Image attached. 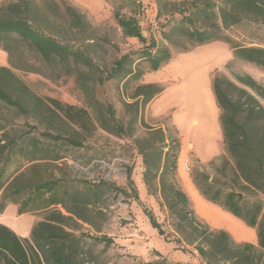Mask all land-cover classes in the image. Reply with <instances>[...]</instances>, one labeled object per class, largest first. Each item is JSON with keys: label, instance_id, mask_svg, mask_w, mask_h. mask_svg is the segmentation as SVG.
<instances>
[{"label": "trees", "instance_id": "16d2710c", "mask_svg": "<svg viewBox=\"0 0 264 264\" xmlns=\"http://www.w3.org/2000/svg\"><path fill=\"white\" fill-rule=\"evenodd\" d=\"M193 7L207 18L214 17V21L205 26L176 25L173 32L179 39L169 31H162L169 45L176 46L180 39H188L192 45L228 41L222 35V30L243 21L264 22V0H199ZM6 8L14 15L13 18L0 20V49L8 56L10 47L3 42L17 37L44 61L68 67L74 65L79 74H84L86 70L89 76L78 80L87 103L85 108L49 96H39L10 67L0 66V102L32 120V124H27L28 132L33 131L43 138L40 141L33 134L19 144L15 136H9L6 126L0 125V162L3 158H10L16 146L25 153L23 157L30 163L29 169L45 159L58 161L63 157V148L81 146L83 138L96 127L117 136L131 137V125L138 120L144 106L163 91V86L155 83L136 84L132 96L136 99L124 103L127 108L133 109L129 125L125 126L116 117L113 104L96 97L95 85L112 79L124 84L139 81L144 73L154 72L172 59L170 46L158 45L153 38L146 43L137 19L124 17L115 11L114 17L122 35L135 37L143 45L140 49L122 54L108 69H103L82 44L67 43L36 25L38 6L34 0H11ZM63 9L71 26L78 29L89 25L71 5L65 4ZM182 19L193 23L189 15L182 16ZM85 39H89V36ZM185 51L188 49L179 52ZM233 55L264 69V47L234 45ZM141 61L147 63L146 70L138 67ZM218 81L216 77L212 79V89L218 108L224 111L230 105V100L221 91ZM243 82L264 101V86L249 76ZM254 103L252 113L262 120L258 128L249 122L237 121L233 114L219 115L222 142L233 164L225 159L221 166L216 167L214 177L210 178L206 171L198 170L191 175V179L205 200L254 228L256 244L234 240L228 231L210 227L195 213L189 196L177 178L180 150L177 136L166 134L162 127L145 126L147 135L141 140H134L137 152L142 156V182L146 193L156 199L164 214L163 220L159 221L144 206L143 212L149 224L165 241L197 255L204 264H264V106L258 100H254ZM88 109L94 113V119ZM37 144L41 145L39 149H35ZM19 151H14V154ZM37 151L47 155H39ZM6 171L7 164L3 162L0 166V213L7 203H14L18 205V213L38 214L41 219L31 230L30 240L33 244L0 224V264H109L103 262L99 254L85 250L81 240L83 236H89L102 242L103 250H106L113 239L106 234L81 231L80 222L88 224L95 232L100 231L101 223L92 216L103 214L97 203L107 192L123 196L131 194L139 201L130 167L126 170V185L131 193L103 178L84 180L81 186L65 184L61 178L18 183L25 176V171L19 169L5 183ZM138 264L181 263L161 257Z\"/></svg>", "mask_w": 264, "mask_h": 264}, {"label": "rangeland", "instance_id": "374dc122", "mask_svg": "<svg viewBox=\"0 0 264 264\" xmlns=\"http://www.w3.org/2000/svg\"><path fill=\"white\" fill-rule=\"evenodd\" d=\"M10 1L0 0V20L14 17L13 13L6 8ZM34 1L38 6L35 15L36 25L43 27L46 31L60 37L61 40L67 43L82 44L92 59L103 69H108L112 62L122 54L140 49L143 45L135 37L122 35L114 17L115 11H118L124 17H135L141 31H143L142 35L145 37L146 43L149 42L150 38H153L158 45H169L168 41L163 38L162 31H169L174 38L179 39L177 34L173 32V27L176 25L192 27L194 24L205 26L214 21V17L207 18L203 13L195 10L193 4L199 0ZM65 4L71 5L77 12L81 13L89 25H83L78 29L71 26L64 13L63 7ZM184 15L192 17L193 23L182 19ZM222 35H225L228 41H216L222 45L221 48L219 47L218 52L226 58L213 65L210 76L211 79L218 78L219 87L230 100V105L224 111L219 109V115L221 113L233 114L237 121L249 122L258 128L262 120L255 118L252 109L255 105L254 100L260 101L263 106L264 101L243 80L246 76H249L256 83L264 86V69L254 63L235 57L233 46L264 47V22L243 21L236 26L222 30ZM88 36L89 39L84 40ZM3 44H8L10 47L8 67L35 94L56 98L63 103L87 107L85 96L78 84L79 79L89 76L86 74V70H84V74H79L77 67L75 68L74 65L68 67L59 63L46 62L17 37L7 39ZM203 45L205 44L192 45L190 40L180 39L176 46L169 45L172 51V59L169 62L175 61L181 53H184L179 51L185 49L191 51L201 48ZM165 66L160 68L162 73L167 68ZM138 67L146 70L148 65L145 61H141ZM173 82H175V79H166L161 73L146 72L139 81H132L127 84L116 79L96 84L95 94L100 101L111 102L115 108L116 117L125 126H128L133 109L127 108L124 103H131L136 99L132 98L136 84L155 83L167 88ZM159 94L151 101L157 98ZM151 101L144 106L138 120L131 125L133 128L131 137L117 136L96 127L89 136L83 138L81 146H66L63 148L61 150L63 157L60 160L50 161L45 159L30 169L28 168L30 163H27L23 157L25 153L19 151V147L16 146L14 151H19L18 154H14L13 151L10 158L6 160L3 158L0 162V166L3 162L7 164L4 180L5 183H8L14 177L12 173L19 169V171H25V176L21 177L18 183L40 181L42 178H61L65 184L81 186L84 180L103 178L124 187L128 193H131L126 185V170L130 167L139 201L135 200L131 194L123 196L120 193L107 192L102 196L98 200L97 206L103 210V214L98 213L92 216L95 221L101 223L100 231L95 232L88 224L83 222H80L79 229L90 234H106L113 239V242L106 250H103L102 242L89 236H83L81 241L84 249L99 254L101 260L109 264H138L142 261H155L161 257L170 262L181 264H204L197 255L182 251L173 242L165 241L162 236L157 234L156 230L152 232L150 230L151 225L143 212L145 206L154 213L159 221L164 218L156 199L146 193L142 182L144 171L142 156L137 152L134 140H141L147 135L145 126L162 127L165 129L166 134L179 138L181 150L180 132L171 121L174 108H169L162 114H153L150 110ZM88 111L94 119L92 110L88 109ZM28 123L32 124L33 121L0 102V125H5L9 136H15L19 144L24 138L26 139L34 134L33 131L28 132ZM34 135L40 141H43L41 136ZM35 147V149H39L41 145L37 144ZM190 147L187 146L183 154L179 150L178 154L177 178L182 188L183 176L187 177L194 186L191 179L194 172L204 170L212 178L215 176L216 167L221 166L225 159L233 164L224 149L222 134L221 140L218 142V149L208 157H199L194 149L188 150ZM32 148L29 147V149ZM36 153L47 155L42 151ZM201 158L204 160H201ZM194 211L206 221L196 212L195 208ZM206 222L212 228H221L211 225L208 221ZM229 229L232 233L228 232L234 239L247 237L238 236L234 230ZM29 241L33 244L30 238ZM254 244H256V239Z\"/></svg>", "mask_w": 264, "mask_h": 264}, {"label": "crops", "instance_id": "0c3cea01", "mask_svg": "<svg viewBox=\"0 0 264 264\" xmlns=\"http://www.w3.org/2000/svg\"><path fill=\"white\" fill-rule=\"evenodd\" d=\"M221 46V43L217 41L207 43L201 46V48L199 47L181 53L179 58L175 61L165 64L167 68L163 73L161 69L153 72L156 74L161 73L166 79H175V82H173L171 86L164 88L159 96L151 101L150 110L153 114H162L167 109L174 108L171 121L175 124L181 135V154H183L187 146H191L188 150L194 149L199 157H208L218 149V142L221 140L222 132L219 124V108L213 93L210 73L214 64L226 58L218 52ZM8 61V54L0 49V66H8ZM199 94H203L206 100V111L202 113L196 108L195 100ZM199 120L211 123L213 127V131H211L208 138L206 154L198 150L196 142L191 137L192 135L186 131V123L194 124ZM201 160L204 159L201 158ZM182 184L196 212L211 225L221 227L216 229L225 228L227 231L231 232L227 225L217 223L204 215L199 209L200 203H202L203 207L210 213H217L226 219H232L235 222L243 223L231 213L205 200L187 177L183 176ZM40 219L41 216L38 214L18 213V205L14 203H7L0 213V224L8 227L19 238L29 239L33 225ZM248 228H250L253 235L251 234L248 238L233 239L236 241L244 240L254 243L256 239L255 230L251 227ZM150 230L152 232L155 231L152 227H150ZM254 235L255 237H253Z\"/></svg>", "mask_w": 264, "mask_h": 264}, {"label": "bare ground", "instance_id": "6f19581e", "mask_svg": "<svg viewBox=\"0 0 264 264\" xmlns=\"http://www.w3.org/2000/svg\"><path fill=\"white\" fill-rule=\"evenodd\" d=\"M195 101H196V108H198L199 112L201 113L205 112L206 100L203 94L197 95ZM186 131L192 135L191 137L196 142V146L198 150L202 152H206L208 146V138L211 131H213L212 124L208 122H204L203 120H199L197 123L194 124L186 123ZM199 206H200L199 208L200 211L204 215H206L207 217H209L210 219L214 220L217 223H221L229 226V228H231V230H234L238 236L248 237L252 234L250 228H248L245 224L241 222H235L232 219H226L217 213H210L203 207L202 203H200ZM253 237H255V235Z\"/></svg>", "mask_w": 264, "mask_h": 264}, {"label": "water", "instance_id": "95a60500", "mask_svg": "<svg viewBox=\"0 0 264 264\" xmlns=\"http://www.w3.org/2000/svg\"><path fill=\"white\" fill-rule=\"evenodd\" d=\"M141 33L143 34V31Z\"/></svg>", "mask_w": 264, "mask_h": 264}, {"label": "built area", "instance_id": "2783aa9c", "mask_svg": "<svg viewBox=\"0 0 264 264\" xmlns=\"http://www.w3.org/2000/svg\"><path fill=\"white\" fill-rule=\"evenodd\" d=\"M185 167H186V165H185Z\"/></svg>", "mask_w": 264, "mask_h": 264}]
</instances>
